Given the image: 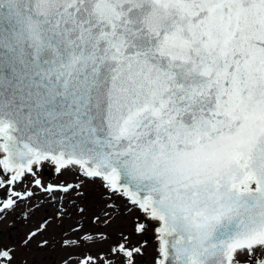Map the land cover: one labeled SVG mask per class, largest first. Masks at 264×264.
<instances>
[{"label": "snow or ice", "instance_id": "snow-or-ice-1", "mask_svg": "<svg viewBox=\"0 0 264 264\" xmlns=\"http://www.w3.org/2000/svg\"><path fill=\"white\" fill-rule=\"evenodd\" d=\"M36 192L32 264H264V0H0V235Z\"/></svg>", "mask_w": 264, "mask_h": 264}, {"label": "rangeland", "instance_id": "rangeland-1", "mask_svg": "<svg viewBox=\"0 0 264 264\" xmlns=\"http://www.w3.org/2000/svg\"><path fill=\"white\" fill-rule=\"evenodd\" d=\"M44 177L49 182H54L55 177L53 174L49 172L44 173ZM61 179L68 181L70 183L75 184L77 181L73 179V177L69 174ZM104 192L103 187L99 180L96 182H92L90 180H85L84 186L81 189V194L78 196L77 193L71 194V202H69L68 207H72V203L74 202L78 207H85L87 212L85 216L81 217L73 212V219H78L80 223L84 224L87 228L96 227L91 224V218L93 213L97 209V205L102 204L104 201L108 200L107 196H101ZM113 201H109L112 203ZM55 202L50 199L49 196L45 195L41 192H36L35 198L29 202V207L35 213L31 216V219H26L24 216H20L18 218H9L8 223L10 225L14 224V227L11 228V231L6 230L3 235H0V243L3 244H11L14 248H16V260L15 264H24L27 261V264H32V261L37 259L41 253H37L35 249V242L32 245H29L27 248L23 245V240L26 238L27 232L29 228H33L40 224L42 216L41 211L45 213L47 216H51L54 213L53 204ZM114 203L116 207L123 211L124 201L120 199H114ZM56 207H60L61 204L56 203ZM40 208L41 211H36L37 208ZM72 221L69 219H65L63 225L61 222L57 221L53 226L44 234V238L49 239L50 243L47 249H45L46 253V264H61L62 257L64 256V251L61 248V239L63 237V231L66 229L68 223ZM122 220H117L116 225L114 227L120 226L122 224ZM101 230L106 232H111L112 229L105 228L104 225H99ZM75 239V237H72ZM149 238L154 239L151 232L149 233ZM39 239V238H38ZM15 241V243H13ZM106 247V246H105ZM152 258V249L151 247L148 249V255L141 260V264H151Z\"/></svg>", "mask_w": 264, "mask_h": 264}]
</instances>
